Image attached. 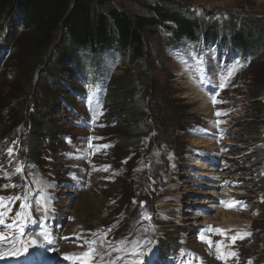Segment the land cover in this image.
<instances>
[{"label": "rangeland", "instance_id": "rangeland-1", "mask_svg": "<svg viewBox=\"0 0 264 264\" xmlns=\"http://www.w3.org/2000/svg\"><path fill=\"white\" fill-rule=\"evenodd\" d=\"M113 2L132 17L149 15L145 5L154 0ZM162 4L200 27L215 24L214 38H231L230 24L241 26L248 16L264 25V0H163ZM153 29L141 32V58L118 51L103 57L78 52L39 85L44 64L38 63L29 76L36 87L23 91L17 76L25 62V38L18 30L4 46L0 26V197L5 198L0 233L16 237L0 243L4 251L0 264H80L65 259V254H72L69 240L59 239L81 234L73 230L78 220L71 223L69 215L80 199L76 187L102 189L96 166L101 170L109 166L116 184L115 191L105 185L103 194L90 195L97 206H92L93 225L87 232H98L108 242L94 241L91 261L120 262L110 249L113 240L128 241L133 227L147 223L152 231L149 240L155 241L144 258L149 264H214L218 257L204 258L194 246L213 239L221 254L229 247L225 235L230 240L243 236L234 240L240 246L236 264H264V47L248 49L244 56L209 45L204 51L202 41L177 38L169 26ZM57 38L46 56L56 51ZM127 74L135 76L134 116L126 105L128 97L115 88ZM186 82L209 101L206 112L201 101L188 96ZM43 87L49 92L45 97ZM202 95L198 98L205 100ZM18 101L25 107H18ZM255 106L262 110L259 115ZM86 117L94 124L83 127ZM87 132L94 135V144L84 151L78 135ZM86 153L84 161L92 169L81 175L73 166ZM18 167L22 171L17 172ZM39 191L44 193L38 196ZM106 195L115 198L110 202ZM140 197L148 200L146 210L138 207ZM21 203L28 207L21 209ZM18 211L23 212L21 217H16ZM224 213L239 219L222 222ZM13 222L15 227L5 226ZM235 228L250 233L247 241ZM40 233H48L51 241L45 242ZM29 238H42L39 247L27 255L11 254Z\"/></svg>", "mask_w": 264, "mask_h": 264}, {"label": "trees", "instance_id": "trees-1", "mask_svg": "<svg viewBox=\"0 0 264 264\" xmlns=\"http://www.w3.org/2000/svg\"><path fill=\"white\" fill-rule=\"evenodd\" d=\"M162 2H148L145 6L149 15L135 14L131 17L113 0H0L3 45L9 46L18 30L25 38V62H22L23 69L18 70L20 73L17 76L21 90L29 91L36 87L29 76L38 63H43L44 67L39 71L37 83L45 84L59 72V67L67 64L68 59L76 58L78 52L103 57L118 51L132 59L141 58L144 47L141 32H154L156 27L169 26L177 38L200 40L203 49L215 43L219 48L243 56L248 49L263 50L264 25L253 16H248L247 21L243 18L241 26L230 24L231 38L220 39L213 37L214 30L218 29L215 24L200 27L194 19ZM56 35V51L48 57L47 50ZM126 77L118 80L115 88L117 93L128 97L126 105L129 114L134 116L137 110V101L132 97L135 76L127 74ZM42 92L44 97L49 93L44 87ZM258 97L259 94L254 99ZM254 101L260 106L263 104L260 100ZM17 104L20 108L25 107L20 101ZM254 108L255 114L259 115L262 111L260 107ZM41 135L38 134V140Z\"/></svg>", "mask_w": 264, "mask_h": 264}, {"label": "bare ground", "instance_id": "bare-ground-1", "mask_svg": "<svg viewBox=\"0 0 264 264\" xmlns=\"http://www.w3.org/2000/svg\"><path fill=\"white\" fill-rule=\"evenodd\" d=\"M213 46L219 48L218 45L215 44V43L212 45V47ZM214 74H215V72L212 71L211 76H214ZM185 84H184V86H186V88L189 90L188 96L189 97L191 96V97H193V99H197V100L201 101V103L204 106L202 108V110L203 111L207 110L208 107H209V101L205 99V97L202 95V93L194 85H192L191 83L187 84V82ZM201 95L204 97L205 100H202V99L198 98ZM91 123H93V122L90 121V119L88 117L83 119V127H88ZM78 136L81 139V145L84 148V151H89V149L92 148V146L94 144V141H93L94 140V135L90 134L89 132H87L85 135L84 134H79ZM107 152H110V150L107 151ZM87 157H88V153H86V155L82 158L83 160L80 161V159H77V161H75L76 164H74V166H73L74 170H78V172L81 175L83 174V172L87 173L89 169H92V166L89 165V163L87 161H84ZM61 163H62V167L64 168L65 165H66V162L62 161ZM204 167L206 168V165ZM94 168H95V177H96L97 180L100 181L101 185L103 186L102 189L99 190V191H96L94 189H89V188L85 189L82 186L76 187V194L78 195V197L80 199L74 205L75 208H76L75 211H73L69 215V221L70 222H71V220H75V219L78 220L77 224L74 225L73 230L74 231H79L81 234L78 235V236H72L71 239H70L69 235H64V236H61L60 239H59L61 242L64 240V238H67V240H69L67 246L72 251V254H69V255H78L80 253L88 252L89 248H92V246L94 245V241L100 242L102 244L108 243V242H106L104 240H101V238L98 237V232L93 233V235H90L87 232V230L89 229V225L90 224L93 225V222H92V219H93L92 206H95L97 204V202H96L97 200L95 198L91 197V196L95 195V193L103 194V192H104L103 189L106 188L105 185L108 186L109 191H115V184H116L115 180L116 179H115V176H113L111 174V170H110L109 166H106L105 170L99 169V166H96ZM63 170H65V169H63ZM2 176H3V174H2ZM4 177L7 180L10 179V177L7 174H5V173H4ZM84 180H86V179H84ZM50 189H53V188H50ZM43 193L44 192L39 191L38 192V196L42 195ZM105 198H106V200H110V202H111V201L114 200L115 197L112 199L111 197L106 195ZM241 202H243V201H241ZM105 203H107V202H105ZM82 212H85V213H82ZM101 212H102V209H101ZM48 214L51 215L50 210H48ZM189 214H191V213H189ZM101 215L102 214L99 211L97 219H100ZM95 216H97V215H95ZM234 216H235L234 214H230V213L225 214L224 213L221 216V221L222 222H226V221L230 220L231 218L233 220H238L239 219L238 217H234ZM208 221H210V220H208ZM208 221H207V223H208ZM36 222H37V220H36ZM36 222H35V224H36ZM210 223H211V221H210ZM93 227L94 228H98V225L95 224ZM231 229H234V228L230 227L229 230H231ZM235 230L237 232L241 231L243 233L246 241H247V235H245V232L243 230L236 229V228H235ZM150 231L151 230H150L149 224L143 223L142 227L136 226V227L132 228V230L130 232L131 236H130L128 241H126L123 237L114 239L113 240L114 242L112 241L113 242V246L110 247V249L115 254L118 255L117 256V260H119L120 262L116 261V264H131V262L135 259L132 250L134 248H136L135 247L136 244H133V242L135 241V242L140 243L142 241H144V242L148 241L149 238H150V234H151ZM101 233H102V235H105L103 232H101ZM225 236L228 239L229 247H228V249L226 251H224L221 254L218 251L219 243L217 241L213 240V239H207L204 242V244L196 245V246H194V248L197 251H199L200 255L203 256L204 258L219 257L218 261L216 263L213 262L214 264H236L237 260L236 261H234V260L237 257V252H238L237 248L239 249L240 246H238L237 243L234 240H230L228 235H225ZM89 239H91V240H89ZM40 240H42V238L37 240L38 244H39ZM209 241L211 243H209ZM81 242H82V244H81ZM239 244H241V243L239 242ZM65 247H66L65 245L62 246L60 251L61 252L64 251ZM30 249L32 250L34 248H30ZM137 250H139V249L137 248ZM233 253L235 255H232ZM46 255H48V256H46ZM48 257H49V254L45 253V258H48ZM87 259H88V262H89L88 264H98L95 261H91L93 259L91 257V255ZM49 260H46V261H49ZM69 260L73 261V262H76V263H80V261H77V260H74V259H69ZM43 261L45 262V260H43ZM211 263H212V261H211ZM194 264H199V263L198 262H194ZM205 264H209V263H205Z\"/></svg>", "mask_w": 264, "mask_h": 264}, {"label": "snow or ice", "instance_id": "snow-or-ice-1", "mask_svg": "<svg viewBox=\"0 0 264 264\" xmlns=\"http://www.w3.org/2000/svg\"><path fill=\"white\" fill-rule=\"evenodd\" d=\"M229 75H231V73ZM224 86L225 85L223 83L220 85V87H224ZM213 102L216 103L218 101H216L215 98H213ZM217 115H219V113H217ZM105 147H107V146H105ZM9 154H11V149H9ZM16 171L20 172V171H22V169L18 167L16 169ZM11 199L12 198H9V200H11ZM16 199H19V198H16ZM4 200H5L4 197H0V207H4ZM221 203H223L227 206V202L222 201ZM26 207H28V205L26 203H21V209H24ZM4 214H5L4 212H0V224L5 223L4 219H3ZM22 215H23L22 211L16 212V217H21ZM5 226L7 228L15 227V222H13L12 224H6ZM216 231H220V230L217 229ZM21 235H22V230H21ZM39 235H40V237L43 238V240L45 242L51 241V237L49 236L48 233H40ZM245 235H250V233H245ZM200 238H201V240L205 239V237L203 235H201ZM237 238L243 239V236L233 237V240H235ZM65 239H67V238H65ZM15 240H16L15 236H5L2 233H0V243L7 242V241H15ZM209 243H211V242L209 241ZM133 244H136L137 247L132 250L135 259L131 262V264H149V261L145 260L144 258L151 253L152 248L149 246L154 245L155 241L149 240L146 243H144V242L138 243V242L134 241ZM12 247L15 248L16 245L13 244ZM37 247H39L37 239L36 238H29V242L21 241V243L19 245V248L21 250L11 252V254L14 256L27 255L29 253L30 248H37ZM137 248L139 250H137ZM94 254H95V249L89 248L88 252L80 253L78 255L65 254V259H74V260L80 261V264H88L87 258L90 255H94ZM3 255H4V251L0 250V257H2ZM232 255H235V254L233 253Z\"/></svg>", "mask_w": 264, "mask_h": 264}, {"label": "water", "instance_id": "water-1", "mask_svg": "<svg viewBox=\"0 0 264 264\" xmlns=\"http://www.w3.org/2000/svg\"><path fill=\"white\" fill-rule=\"evenodd\" d=\"M138 207L141 210H146L148 208V200L146 197H140L138 200Z\"/></svg>", "mask_w": 264, "mask_h": 264}]
</instances>
